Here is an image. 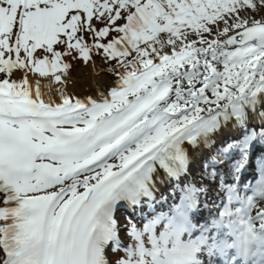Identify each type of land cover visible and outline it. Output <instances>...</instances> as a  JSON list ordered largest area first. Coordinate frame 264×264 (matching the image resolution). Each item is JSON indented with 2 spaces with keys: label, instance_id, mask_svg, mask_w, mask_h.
Here are the masks:
<instances>
[{
  "label": "snow or ice",
  "instance_id": "snow-or-ice-1",
  "mask_svg": "<svg viewBox=\"0 0 264 264\" xmlns=\"http://www.w3.org/2000/svg\"><path fill=\"white\" fill-rule=\"evenodd\" d=\"M0 264H264V0H0Z\"/></svg>",
  "mask_w": 264,
  "mask_h": 264
},
{
  "label": "bare ground",
  "instance_id": "bare-ground-1",
  "mask_svg": "<svg viewBox=\"0 0 264 264\" xmlns=\"http://www.w3.org/2000/svg\"><path fill=\"white\" fill-rule=\"evenodd\" d=\"M16 75L18 76L19 73H17ZM79 77L81 78L79 79V81H77ZM35 79L29 78L30 81H34ZM67 79L68 83L65 86L66 91H68L69 93H73L77 96L91 95L95 92L96 87H103L108 81L104 74L95 75L92 71L87 72L85 76H83L80 72L69 73ZM70 80L72 82L69 85ZM41 82L47 83L48 81L42 80ZM57 87H59V85L52 84L53 94H55V89Z\"/></svg>",
  "mask_w": 264,
  "mask_h": 264
},
{
  "label": "rangeland",
  "instance_id": "rangeland-1",
  "mask_svg": "<svg viewBox=\"0 0 264 264\" xmlns=\"http://www.w3.org/2000/svg\"><path fill=\"white\" fill-rule=\"evenodd\" d=\"M41 54L42 53L40 51H37V53H36L37 56H40ZM73 55H76V54L73 53ZM63 59L66 62H69L72 65V67L69 69V73L80 72V73H82L83 76H85L87 72L92 71L95 75L104 74L102 72H97V71L93 70V67H92L93 61H89L88 64H83V61L81 59H72V57H64ZM94 62L97 65V67H102L103 66L102 65V61L98 57L94 56ZM29 78L35 79L37 77L32 75V74H29ZM80 78L81 77H79L77 79V81H79ZM106 78L109 79L108 77H106ZM71 82L72 81L70 80L69 85L71 84Z\"/></svg>",
  "mask_w": 264,
  "mask_h": 264
}]
</instances>
